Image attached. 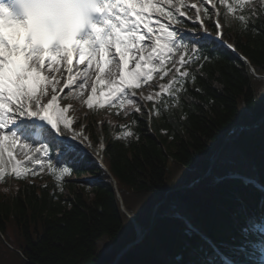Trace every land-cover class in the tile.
<instances>
[{
	"label": "trees",
	"instance_id": "1",
	"mask_svg": "<svg viewBox=\"0 0 264 264\" xmlns=\"http://www.w3.org/2000/svg\"><path fill=\"white\" fill-rule=\"evenodd\" d=\"M254 9L262 10L243 22L237 17L221 20L226 38L257 76L246 63L213 50L208 42L188 41L213 59L203 70L196 64L186 69L197 76V83L187 85V95L181 93L182 109L156 116L153 105L138 99L143 115L129 107L128 115L121 109L81 116L93 151L100 152L104 144L108 175L64 158L61 165L70 174L93 180L58 181V166L41 177L9 175L0 180V235L9 244L0 239V264H112L134 239L135 225L150 230L117 264H200L204 254L195 247L200 242L189 238L191 231L175 213L238 263L250 262L254 244L246 239L239 244L242 228L235 222L244 223L256 210L253 202L260 192L241 181L217 184L213 177L236 172L264 185V9ZM196 86L206 95L196 93ZM156 90L148 87L143 93ZM208 98L215 104L204 109ZM184 112L190 120L181 119ZM97 114L103 117L100 127ZM133 115L138 124H133ZM238 126L249 130H239L225 144ZM50 149L56 159V152L69 147ZM217 155L211 176L186 188L208 171Z\"/></svg>",
	"mask_w": 264,
	"mask_h": 264
},
{
	"label": "snow or ice",
	"instance_id": "2",
	"mask_svg": "<svg viewBox=\"0 0 264 264\" xmlns=\"http://www.w3.org/2000/svg\"><path fill=\"white\" fill-rule=\"evenodd\" d=\"M260 3L264 5V0ZM219 4L226 8V15L246 7L243 2L235 0L233 3L219 0ZM216 6L214 0L213 8ZM20 7L23 19L0 5V178L4 176L5 152L10 161L17 148L29 159L33 153L41 152V148L24 142V129L29 126L18 124L21 119L46 122L50 126L47 129L49 133L55 130V134L64 135L67 131L73 141L79 139L83 143L87 139L71 132L72 121L64 117L68 108L55 107L58 99L56 85L61 83L55 74L61 73V61L67 72L63 87L69 91L73 87L78 88V97L84 95L85 89H90L91 95L84 101L89 109L98 94L105 95L106 89L109 108L125 109L124 114L128 115L127 105L135 113L143 115V106L137 99L139 92V99L153 105L151 111L161 116L162 110L182 109L181 93L187 95L189 83L196 85L197 76L186 69L196 64L203 70L205 64L213 59L200 46L190 47L184 43L180 31H197L186 22L192 10H195L197 22L211 17L212 9L204 0H200V6L196 3L188 5L185 0H167L166 5L155 0H20ZM247 7L253 17L262 10ZM237 19L243 22L245 15L241 14ZM210 26L218 36L212 39L208 33V40L205 37L200 39L221 44L220 22ZM221 46L233 52L237 50L230 44ZM74 54L78 57L77 63L84 65L83 70L75 75ZM109 56L111 59H106ZM14 57L21 58L22 62ZM105 64H114L113 70L106 74ZM129 65L131 70L125 71ZM92 68L95 71L90 73ZM154 77L156 80L152 83ZM45 81L53 85L46 104L42 103L48 95ZM145 85L150 90H157L144 95L142 88ZM193 90L206 95L200 86ZM60 98H67V93ZM188 99L194 97L188 95ZM214 104L215 101L208 98L202 107L208 109ZM100 107H104L103 100ZM51 113H55V118ZM190 118L187 112L181 117L183 120ZM132 121L133 124L139 123L134 115ZM124 135L133 133L124 131ZM68 147L72 149L73 145ZM43 151L47 155V149ZM22 167L13 164L12 171L17 177L21 175ZM248 231L261 239L262 246L257 253L262 256L260 264H264V214L249 220Z\"/></svg>",
	"mask_w": 264,
	"mask_h": 264
},
{
	"label": "rangeland",
	"instance_id": "3",
	"mask_svg": "<svg viewBox=\"0 0 264 264\" xmlns=\"http://www.w3.org/2000/svg\"><path fill=\"white\" fill-rule=\"evenodd\" d=\"M157 2H162V4L166 5L167 0H157ZM45 75H49L51 76V74H45ZM57 76V78H59L61 80V74L56 73L55 74ZM91 81V79L89 80ZM46 84V91L48 93V95L44 98V100L42 101V103H47L48 100L50 99V95H51V91H52V83L50 81H45ZM90 84V83H89ZM59 84L56 85V87H58ZM79 91L78 88H74L73 90L69 91L67 93V97L71 98L72 101L75 102L76 105H82L85 104L84 101L87 99V97L89 95H91L90 89H85V93L83 96H76V93ZM104 101V105H107V98L105 99H101L100 101ZM100 101L95 99L93 101V106H100ZM57 108H61V106H57ZM64 117H66V113H64ZM26 119H21L18 121V124L23 125L25 123ZM35 148H41V152L40 153H33L31 159H29L28 157H24L23 153H21L19 151V149L17 148L16 151L14 152V157L13 159L10 161L7 153L5 152L4 157H3V167L4 169H11L13 167V164H17V165H23L24 167H22L20 170L22 169H28V170H33L35 168L40 169L41 167L44 166L45 164V155L42 152V145L41 146H34Z\"/></svg>",
	"mask_w": 264,
	"mask_h": 264
},
{
	"label": "bare ground",
	"instance_id": "4",
	"mask_svg": "<svg viewBox=\"0 0 264 264\" xmlns=\"http://www.w3.org/2000/svg\"><path fill=\"white\" fill-rule=\"evenodd\" d=\"M211 172H213V171H211Z\"/></svg>",
	"mask_w": 264,
	"mask_h": 264
}]
</instances>
